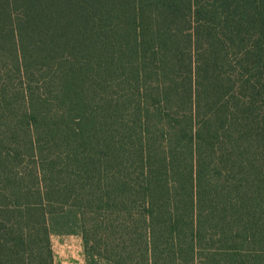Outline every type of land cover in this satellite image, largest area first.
I'll list each match as a JSON object with an SVG mask.
<instances>
[{
	"label": "trees",
	"instance_id": "trees-1",
	"mask_svg": "<svg viewBox=\"0 0 264 264\" xmlns=\"http://www.w3.org/2000/svg\"><path fill=\"white\" fill-rule=\"evenodd\" d=\"M264 264V0H0V264Z\"/></svg>",
	"mask_w": 264,
	"mask_h": 264
},
{
	"label": "rangeland",
	"instance_id": "rangeland-1",
	"mask_svg": "<svg viewBox=\"0 0 264 264\" xmlns=\"http://www.w3.org/2000/svg\"><path fill=\"white\" fill-rule=\"evenodd\" d=\"M51 243L55 264H87L81 235L53 234Z\"/></svg>",
	"mask_w": 264,
	"mask_h": 264
}]
</instances>
